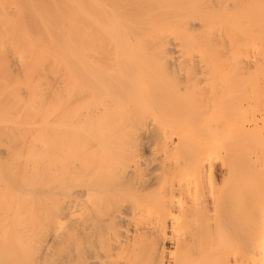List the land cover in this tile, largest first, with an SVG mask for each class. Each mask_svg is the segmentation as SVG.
<instances>
[{
    "label": "bare ground",
    "instance_id": "bare-ground-1",
    "mask_svg": "<svg viewBox=\"0 0 264 264\" xmlns=\"http://www.w3.org/2000/svg\"><path fill=\"white\" fill-rule=\"evenodd\" d=\"M0 264H264V0H0Z\"/></svg>",
    "mask_w": 264,
    "mask_h": 264
},
{
    "label": "rangeland",
    "instance_id": "rangeland-1",
    "mask_svg": "<svg viewBox=\"0 0 264 264\" xmlns=\"http://www.w3.org/2000/svg\"><path fill=\"white\" fill-rule=\"evenodd\" d=\"M12 70H13V69H12ZM14 72H15V70L12 71V75L15 77ZM17 75H19V73H17ZM20 75H21V74H20ZM18 77H19V76H18ZM18 77H17V78H18ZM20 78H21V76H20Z\"/></svg>",
    "mask_w": 264,
    "mask_h": 264
}]
</instances>
